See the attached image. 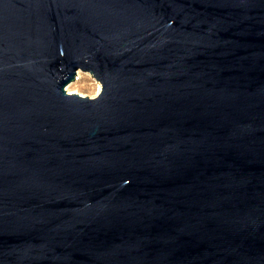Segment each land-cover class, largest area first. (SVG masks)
Instances as JSON below:
<instances>
[{
	"label": "water",
	"instance_id": "1",
	"mask_svg": "<svg viewBox=\"0 0 264 264\" xmlns=\"http://www.w3.org/2000/svg\"><path fill=\"white\" fill-rule=\"evenodd\" d=\"M0 264H264V0H0Z\"/></svg>",
	"mask_w": 264,
	"mask_h": 264
},
{
	"label": "rangeland",
	"instance_id": "2",
	"mask_svg": "<svg viewBox=\"0 0 264 264\" xmlns=\"http://www.w3.org/2000/svg\"><path fill=\"white\" fill-rule=\"evenodd\" d=\"M99 86H101L97 81H95L91 75L84 71H79V76L73 82L66 85L67 92H75L80 95H85L90 98L95 97L100 91Z\"/></svg>",
	"mask_w": 264,
	"mask_h": 264
},
{
	"label": "bare ground",
	"instance_id": "3",
	"mask_svg": "<svg viewBox=\"0 0 264 264\" xmlns=\"http://www.w3.org/2000/svg\"><path fill=\"white\" fill-rule=\"evenodd\" d=\"M77 75L79 76V72L77 73ZM101 88V86H99V89ZM69 92H70V90H69Z\"/></svg>",
	"mask_w": 264,
	"mask_h": 264
}]
</instances>
